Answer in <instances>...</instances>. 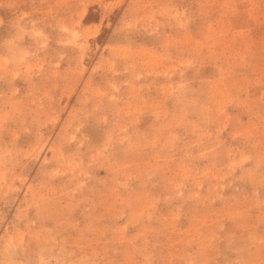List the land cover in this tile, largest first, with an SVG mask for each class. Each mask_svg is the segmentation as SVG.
<instances>
[{"label":"rangeland","instance_id":"rangeland-1","mask_svg":"<svg viewBox=\"0 0 264 264\" xmlns=\"http://www.w3.org/2000/svg\"><path fill=\"white\" fill-rule=\"evenodd\" d=\"M0 264H264V0H0Z\"/></svg>","mask_w":264,"mask_h":264}]
</instances>
